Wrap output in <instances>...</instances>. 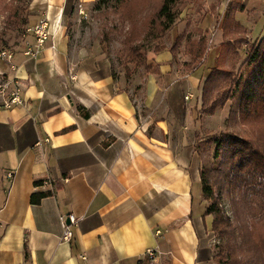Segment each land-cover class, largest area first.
<instances>
[{"label": "crops", "instance_id": "0c3cea01", "mask_svg": "<svg viewBox=\"0 0 264 264\" xmlns=\"http://www.w3.org/2000/svg\"><path fill=\"white\" fill-rule=\"evenodd\" d=\"M64 3L32 11L35 23L48 14L51 38L35 59L25 45L15 55L9 76L23 104L0 111V264H217L200 170L169 118L154 116L167 98L162 79L147 77L144 114L139 81L115 78L107 57L71 46ZM243 4L235 20L264 37V0ZM173 57H155L161 75ZM69 213L79 222L63 242L60 216Z\"/></svg>", "mask_w": 264, "mask_h": 264}, {"label": "rangeland", "instance_id": "374dc122", "mask_svg": "<svg viewBox=\"0 0 264 264\" xmlns=\"http://www.w3.org/2000/svg\"><path fill=\"white\" fill-rule=\"evenodd\" d=\"M160 2L130 0L124 7L126 17H120V14L99 12L96 9L97 0H65L61 16L66 21L73 48L89 49L96 55L107 57L115 78L124 75L130 85H133L131 80L139 81L136 90H139V106L144 114L146 108L141 102V90L146 88L147 77L154 70L146 69V65L155 64V57L159 54L155 50L159 45L169 49L176 43L175 56L164 63V69H170L167 77L161 73L154 74L162 79L163 94L167 92V98L155 104L154 116L169 118L177 129V141L183 142L185 138L194 168L211 170L220 167L229 145L258 138L259 129L254 131L239 119L238 114L241 95L251 88V76L256 71L255 65L246 62L248 51L256 41L247 31L239 29L228 37L230 42H224L227 41L222 32L224 15L231 0H180L175 7L177 19L173 26L163 35L157 34L160 39L155 40L146 24L149 14ZM49 3L50 0H0V84L10 77L15 55L23 50L29 36L25 34L26 27L39 21L34 22L32 11ZM125 42L127 46L130 43L143 45L142 57L130 56L129 49L125 50ZM200 49H205L201 58L197 53ZM5 50L13 52L11 62L2 57ZM212 71L215 76L209 83L208 101L203 103V84ZM187 95L189 98H186ZM1 99L2 94L0 104ZM213 101L218 107L210 113L207 107ZM260 130L264 132V123L260 125ZM262 140L264 142V137ZM246 178L250 181L251 177L247 175ZM228 181L230 178L222 180L223 183ZM247 188L248 182L241 190ZM257 188L262 187L258 185ZM228 190L227 185L219 192L215 190V193L220 195L225 212L233 219ZM250 198L258 212L264 210L261 194L251 193ZM210 204L207 202L208 206ZM210 232L211 245L216 254L225 239L212 226Z\"/></svg>", "mask_w": 264, "mask_h": 264}, {"label": "trees", "instance_id": "16d2710c", "mask_svg": "<svg viewBox=\"0 0 264 264\" xmlns=\"http://www.w3.org/2000/svg\"><path fill=\"white\" fill-rule=\"evenodd\" d=\"M130 0H97L96 9L99 12L120 14L126 17L124 7ZM180 0H161L160 4L149 14L146 28L151 30L150 35L155 40L160 39L157 34H164L169 30L177 19L175 7ZM245 6L243 0H231V3L224 15L223 34L230 42L229 36L234 31L243 29V26L235 20V13L243 11ZM248 51L246 62L255 65L256 71L251 76V88L245 90L240 99L239 119L249 124L252 129L257 131L258 138L255 141H236L229 145L223 155L220 167L211 170H202L201 181L203 196L211 204L206 209V214H214L212 229L225 239V243L218 246V252L214 254L217 264H264V210L258 212L250 198V194H261L264 198V132L260 130V125L264 123V37L255 40ZM131 44V45H130ZM126 48L132 57H142L141 50L143 45L130 43ZM167 48L160 46L156 48L159 53ZM176 54V43L169 48ZM205 49L197 50L198 57H202ZM154 65V66H153ZM146 65V69L153 74L160 73V66L155 64ZM215 76L212 71L205 80L202 88L203 103L208 101L209 83ZM218 104L213 101L207 107L210 113H214ZM81 114L88 118L89 112L83 107L78 106ZM249 175L250 181L246 176ZM223 178H230V181L223 183ZM261 178L263 181H258ZM246 190H241L243 184H247ZM37 185L41 181L36 182ZM228 185V194L231 198L233 219L227 215L222 204L221 197L217 193L221 188ZM261 185L262 188H257ZM61 183H56V188L60 189ZM53 194V191L33 193L31 203L39 204L41 200ZM216 194V195H215ZM219 257V260H218Z\"/></svg>", "mask_w": 264, "mask_h": 264}, {"label": "built area", "instance_id": "2783aa9c", "mask_svg": "<svg viewBox=\"0 0 264 264\" xmlns=\"http://www.w3.org/2000/svg\"><path fill=\"white\" fill-rule=\"evenodd\" d=\"M26 35L34 37V43L30 41L25 42V54L33 59L37 58L42 52L46 43L51 38V23L48 15H43L39 21L32 26L26 27ZM2 57H6L9 62L13 58L12 51H3ZM15 69V65L12 64ZM0 94H2V102L0 104V111L2 109H11L17 105L23 104L22 88L18 77H8V79L0 84ZM186 98H189L187 95ZM79 218L72 214H63L60 216V223L62 227L61 240L63 242H70L73 238V225H77ZM159 232V231H158ZM146 256L152 260L157 257V250L150 248L146 251ZM86 259V255H82Z\"/></svg>", "mask_w": 264, "mask_h": 264}]
</instances>
